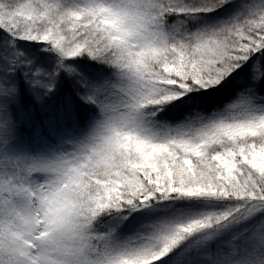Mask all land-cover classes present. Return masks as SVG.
<instances>
[{"label":"snow or ice","instance_id":"obj_1","mask_svg":"<svg viewBox=\"0 0 264 264\" xmlns=\"http://www.w3.org/2000/svg\"><path fill=\"white\" fill-rule=\"evenodd\" d=\"M0 264H264V0H0Z\"/></svg>","mask_w":264,"mask_h":264}]
</instances>
